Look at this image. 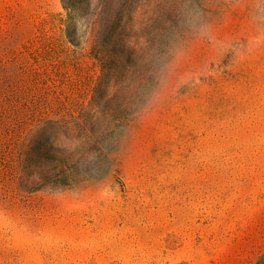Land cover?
I'll list each match as a JSON object with an SVG mask.
<instances>
[{"label": "rangeland", "instance_id": "obj_1", "mask_svg": "<svg viewBox=\"0 0 264 264\" xmlns=\"http://www.w3.org/2000/svg\"><path fill=\"white\" fill-rule=\"evenodd\" d=\"M0 264H264V0H0Z\"/></svg>", "mask_w": 264, "mask_h": 264}, {"label": "trees", "instance_id": "obj_2", "mask_svg": "<svg viewBox=\"0 0 264 264\" xmlns=\"http://www.w3.org/2000/svg\"><path fill=\"white\" fill-rule=\"evenodd\" d=\"M55 125H57L58 129L63 127L60 124H53V123H50V122L45 123L43 125V127L40 129L38 137L35 139L36 141H40L38 143V147H34V146L32 147V151H34L35 149L40 150L39 161H41V162H40V165H39L40 167H39V172L37 173V175L42 180H46L49 177H58V176H60L62 174V173L55 174L54 172H56V167H52L51 168V165H48V164L44 163V160L46 159V150H47L46 147H44V146L48 147V145H49V147H50L51 141H49V143H48V140L52 139V138L47 139V132L50 133V131H48V129L49 128H54ZM63 128L66 129L65 126ZM30 144H31V142H30ZM30 153H31V147H29L28 151L25 152V156H26L25 161H29L30 160ZM65 180H66L65 178H59L56 181L60 182L62 184L63 183L65 184Z\"/></svg>", "mask_w": 264, "mask_h": 264}]
</instances>
